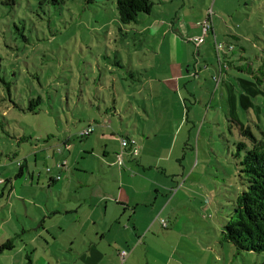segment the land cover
Instances as JSON below:
<instances>
[{
	"label": "rangeland",
	"instance_id": "374dc122",
	"mask_svg": "<svg viewBox=\"0 0 264 264\" xmlns=\"http://www.w3.org/2000/svg\"><path fill=\"white\" fill-rule=\"evenodd\" d=\"M153 1L157 4L153 14L171 23L176 20V35L182 39L169 36L165 47L169 43L188 41L192 37H186V32L191 23L201 17V11L207 14L200 24L206 20L209 11H214V34L212 32L200 47L201 56L194 59L191 55L192 70L209 67L203 74L200 71L201 78L198 76L191 82L197 102L201 103L195 102V97L186 89L180 91L174 84V89L170 90L177 94L166 95L164 107H159L160 99L152 100L149 106L152 120L137 125L140 134L145 131L150 140L136 134L135 124L129 120L121 122L124 125L122 132L138 140L139 153L134 158L139 160L141 157L147 174L172 189V196L175 191H180L174 206L184 208L179 216L188 220L185 235L194 236L204 248L199 255L191 253L187 260L189 264H264V253H239L222 241L223 226L229 219L231 206L245 190L239 171L245 151L239 150L238 144L249 145L250 140L240 135V127L250 126L257 138L264 133V0H218L217 4V0H194L192 5L187 3L188 17L182 24L175 17L181 5L179 1L175 5L169 0ZM165 1L166 7L162 5ZM146 17L140 16L137 24L120 31L114 0H70L60 6L51 4L50 0H0V180H11L16 184L10 200V188L0 184V239L6 238L5 230L11 227L7 221L11 218L18 234H22L24 226L32 228L31 221L42 217L40 210L32 204L46 205L47 201L53 206L54 199L48 194L47 171L48 168L56 170L57 164L52 159L44 165V158L51 156L46 152L38 158L37 166L34 157L37 148L63 144L71 139L70 166H75L82 147L91 150L92 140L101 156L107 143H112L119 151L117 154L122 152L119 133V137L106 142L102 127H97L91 141L82 138L80 133L97 115V109L92 105H100L103 111L111 107L114 88L119 93V105L133 102L128 97H120L133 95L134 83L128 70H144L150 66L153 53L148 47H159L163 43L162 36L145 31L147 26L143 20ZM230 33L244 37L240 45L245 49H238L229 60L236 66H247V62H239L245 57L252 62V69L250 73L242 74L231 68L227 85L234 93L231 95L226 90L225 96L221 97L219 91L215 96L213 75L221 68L220 61L224 58L223 52L218 55L216 43L225 44V39L231 38ZM198 50L190 43L188 49L185 47V54L189 51L196 55ZM177 54L178 57L185 55L178 45ZM161 63L164 61H159L158 77L161 76ZM153 76L156 77L154 73ZM1 80L11 84V93ZM40 96L44 102L38 107L37 114L25 112L31 100ZM213 96L215 99L210 104ZM185 103L197 112L187 114ZM122 116L123 119L127 117ZM187 116L189 120L185 121ZM118 119L110 116L114 130L120 125ZM108 128L111 130L112 125ZM64 150L70 158V151ZM29 155L31 170L44 177L39 186L37 182L33 184L34 193H31L30 179L15 180L19 164L29 160ZM83 158H87V154ZM80 163L81 167L88 165L86 159H81ZM132 163L137 172L144 170L135 160ZM41 186L46 190H41ZM22 190L24 194L29 193L27 197L16 193ZM11 202L15 204L13 210ZM3 226L5 230H2ZM188 244H184L185 249L194 251L196 244L192 241ZM15 246L12 252L0 254V264H10L2 254L15 256V264H30L33 258L39 259L31 248L24 252L20 240L15 241Z\"/></svg>",
	"mask_w": 264,
	"mask_h": 264
},
{
	"label": "crops",
	"instance_id": "0c3cea01",
	"mask_svg": "<svg viewBox=\"0 0 264 264\" xmlns=\"http://www.w3.org/2000/svg\"><path fill=\"white\" fill-rule=\"evenodd\" d=\"M177 1L181 5H179L175 17L179 18V24H182L184 23L183 20L186 21L188 17L186 5L187 3L192 5L194 0H169V3L175 5L178 3ZM167 4L165 1L162 5L166 7ZM206 14V11H201V17L194 24L191 23L190 30L186 32V37L193 38L201 34L199 24L206 17ZM223 20L225 19L223 18ZM143 21L146 22L147 26L145 31L156 32V36L163 37V43L159 44V47H148L153 53V63L150 66L144 70L134 68L131 70L134 73V78H131L134 83L133 95L123 94L120 97H135L133 105H119V100H117L119 93L115 88L112 90L111 97L114 100L111 107L103 111L100 105H92L94 109H97L95 112L97 115H94L92 123L88 124L82 131L94 127L93 133H95L98 126L102 127L103 132L106 133L103 135L104 140L102 139L104 142L117 137L118 133L120 139L129 137L136 140L129 133L123 134L124 125L121 122H125L124 120H129L135 124L133 127L136 134L143 136L145 140H150V135L146 136L145 131L140 134L137 125L152 120V114L149 111L151 101L160 99L159 107H164L166 95L175 96L177 94L174 90H170L174 89L175 84L180 91L182 88L186 89L190 95L195 97V102H197L196 91L191 82L197 80L200 71L203 74L204 70L209 69V67L204 69L200 67V71L199 68H196V71L192 70L191 55L194 56V59L201 56L200 47L196 55L189 51L188 55L185 54V47L188 49L190 45L188 41L184 42L183 40L182 43L175 41L177 43H169L168 47H165V41L169 36L172 39L176 37L178 40H182L179 35H176L178 29L176 20L171 23L154 15L146 17ZM215 29L216 21L213 18V34ZM229 35L231 37V35L237 34L230 33ZM237 36L241 39L244 38L240 35ZM226 37L228 36L225 35ZM227 39L231 40L232 38H226L223 45L229 43ZM177 45L184 51L185 55L182 57H178ZM161 60L164 63L160 64L162 65L161 76L158 77L157 70ZM230 69L227 68L221 74L216 71V74L213 75V80L216 82L215 96L219 91H221V97L225 96L226 90L231 95L234 93L232 87L227 85L231 76L229 74ZM153 73L156 77L153 76ZM201 74L200 78L202 77ZM140 75L144 76L141 77ZM216 77L218 78L217 81H215ZM137 79H143V83H137ZM164 88L165 90L162 91ZM215 96H213L210 104L213 103ZM172 102L174 101L172 100ZM172 102L169 104L173 105ZM199 102L201 103V101ZM184 108L187 110V114L197 112L194 107L188 108L186 103ZM178 109L183 112L181 105H178ZM156 110L159 112V108ZM124 114L127 116L126 119L122 118ZM137 114L140 116H136ZM110 116L120 120V125H117L116 130L113 129L114 124L110 122ZM100 117L103 122H100ZM188 118L189 116L184 118L185 121L189 120ZM110 125H112L111 130L108 128ZM93 133L87 137L90 141ZM81 134L82 132L80 136ZM136 141L139 144L138 140ZM91 142V150L82 147L79 155L76 156L75 166H70L71 155L73 154L71 153V139L63 144H46L37 148V152L34 153L37 166L38 158L46 152L51 156L48 157L50 159L44 158V165H47V160L52 159L57 164L56 170L48 168L47 171L49 175L48 194L50 193L54 199L53 206L47 201L45 202L46 205L42 203L32 204L40 210L42 217L31 221L33 223L31 229L24 226L21 231L22 234H18L19 230L14 228L13 218H11L7 221L11 227L7 230L4 229V226L2 227V230H5L6 238L0 239V245L8 240L14 242L20 240L24 244V252L31 248L33 254L39 258L38 260L33 258L30 264H122V252L128 253L124 264H189L187 260L191 253L199 255L204 252V248L198 239L194 236L185 235L188 220L179 216V212L183 211L184 208L178 205L174 206L180 191H175L172 196L173 190L166 187L165 183L160 182L157 177L149 176L146 168L142 166L141 157L138 156L139 160L134 158L130 148L124 150V165L119 166L117 165V153L119 151L113 148L112 143L104 145L101 156L96 152L93 140ZM64 149L70 151V158L66 156ZM86 150L87 152H85ZM127 152L128 155H126ZM84 154H87V158H83ZM107 158H111V161L106 160ZM81 159L87 160L88 165L86 167H81ZM30 160L31 157L21 163L23 166L22 178H25V181L31 180L30 188L33 190L31 193H34L33 184L37 182L39 186L40 183H43L44 177L40 173L37 176L31 170ZM133 160L144 170L137 172L132 163ZM5 185L10 188V200L16 191V184L7 180ZM22 187L24 188V184ZM45 188L41 186V190L45 191ZM16 193L21 197H27L26 195L29 194H24L23 190ZM10 205L12 210L15 209L14 203L11 202ZM162 221H166L167 227H164ZM188 241L196 244L194 251L185 249V245H189ZM207 250L210 251V249ZM2 256L10 260V264H15V256L5 254Z\"/></svg>",
	"mask_w": 264,
	"mask_h": 264
},
{
	"label": "trees",
	"instance_id": "16d2710c",
	"mask_svg": "<svg viewBox=\"0 0 264 264\" xmlns=\"http://www.w3.org/2000/svg\"><path fill=\"white\" fill-rule=\"evenodd\" d=\"M68 1L70 0H50L51 4L56 6L66 4ZM114 1L116 3V15L120 24V30H123V28L126 29L127 26L137 24L139 17L142 15L154 16L153 13L157 5L153 0ZM212 32L213 28L211 33ZM231 38V40L227 39L229 43L225 45L227 50L223 52L225 57L220 61L221 68L219 73L221 74L225 72L227 68H235L242 74L250 73L252 62H248L245 57L240 58L239 62H247V66L243 64L237 67L232 60H229V57L236 54L238 49L239 51L245 49L241 48V37L231 35ZM217 44L220 43H216V45ZM229 47H232L233 49L228 51ZM221 52H217L218 55H220ZM128 75L130 79L134 78V73L131 70H128ZM140 76L142 77L144 75ZM1 81L7 92L11 93V84L5 83L3 80ZM136 81L137 83H143V79H137ZM258 82H262L261 79H258ZM129 99L133 100L135 97L131 96ZM98 100H100V97ZM43 102L44 100L41 96L37 99L31 100L30 105L25 112L29 111L32 114H37V111L39 110L38 107L42 105ZM128 104L133 105V102H129ZM145 112H147V110H145ZM131 113L125 114L130 115ZM136 116L140 115L137 114ZM240 128V135L250 140V146L244 142L238 144L239 150L245 151V156L240 163L239 170L240 179L245 190L237 196L234 204L231 206L232 211L228 215L229 219L225 221L223 226L222 241L226 244L232 245L239 253L249 252L261 254L264 253V133L262 132V137L257 138L253 134L250 126ZM125 139L131 140L132 138L127 137ZM19 169L20 170L16 175L17 179L22 177V164ZM15 248V242L13 240H8L0 245V254L11 252L15 250Z\"/></svg>",
	"mask_w": 264,
	"mask_h": 264
},
{
	"label": "built area",
	"instance_id": "2783aa9c",
	"mask_svg": "<svg viewBox=\"0 0 264 264\" xmlns=\"http://www.w3.org/2000/svg\"><path fill=\"white\" fill-rule=\"evenodd\" d=\"M213 17H214V14H213V11L211 10V11H209L206 20L203 21L200 24L201 34L199 36L190 38L188 40L189 43L195 44L197 48H199L203 44H205L206 39L210 35V33L212 31V28H213ZM216 48H217V52L218 53H220L221 51L222 52H225L227 50L226 47H225V45H223V44H217L216 45ZM232 49H233L232 47H229L228 48V51L229 50H232ZM217 79L218 78L216 77L215 78V81H217ZM93 131H94V127H89L88 129H86L81 134V136L82 137H89L93 133ZM121 147H122V152L117 155V165H119V166H123L124 165V154H125L124 150L125 149L130 148L133 156H137L138 153H139L138 143L134 139H131V140L122 139ZM58 179H60V178H58ZM5 183H6V181L0 180V184L1 185L2 184H5ZM162 223H163L164 227H167L166 221H162ZM127 257H128V253H126V252H122L121 253V261H122V264L125 263V260H126Z\"/></svg>",
	"mask_w": 264,
	"mask_h": 264
}]
</instances>
